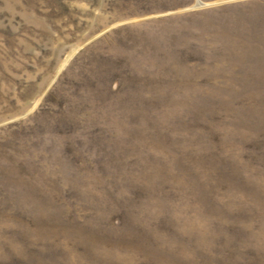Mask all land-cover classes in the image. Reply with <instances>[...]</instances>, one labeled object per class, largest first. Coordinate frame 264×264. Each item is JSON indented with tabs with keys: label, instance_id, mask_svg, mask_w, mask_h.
<instances>
[{
	"label": "rangeland",
	"instance_id": "obj_1",
	"mask_svg": "<svg viewBox=\"0 0 264 264\" xmlns=\"http://www.w3.org/2000/svg\"><path fill=\"white\" fill-rule=\"evenodd\" d=\"M0 0V264H264V0Z\"/></svg>",
	"mask_w": 264,
	"mask_h": 264
},
{
	"label": "water",
	"instance_id": "obj_2",
	"mask_svg": "<svg viewBox=\"0 0 264 264\" xmlns=\"http://www.w3.org/2000/svg\"><path fill=\"white\" fill-rule=\"evenodd\" d=\"M204 5H206V3L202 2L201 0H196L195 4L192 7H199Z\"/></svg>",
	"mask_w": 264,
	"mask_h": 264
}]
</instances>
